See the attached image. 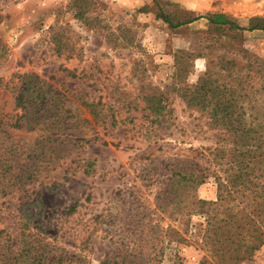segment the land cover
<instances>
[{
    "label": "rangeland",
    "instance_id": "rangeland-1",
    "mask_svg": "<svg viewBox=\"0 0 264 264\" xmlns=\"http://www.w3.org/2000/svg\"><path fill=\"white\" fill-rule=\"evenodd\" d=\"M23 3L0 0V264H29L21 252L31 240L30 257L53 264H223L203 245L206 217L195 212V200H215V178L181 205L169 190L185 165L222 175L209 151L223 137L181 90L217 58L237 57L236 41L205 19L176 24L224 14L247 26L264 19V0ZM241 36L263 61L264 31ZM24 74L55 93L34 129L17 115ZM154 92L170 109L163 120L144 109ZM83 102L99 103L98 115ZM246 262L264 264V245Z\"/></svg>",
    "mask_w": 264,
    "mask_h": 264
},
{
    "label": "trees",
    "instance_id": "trees-1",
    "mask_svg": "<svg viewBox=\"0 0 264 264\" xmlns=\"http://www.w3.org/2000/svg\"><path fill=\"white\" fill-rule=\"evenodd\" d=\"M158 17L173 26L163 11ZM198 19L207 20L210 31L232 32L231 37L236 41L233 50L237 57L217 58L218 66L206 65L197 82L181 90V98L194 105L195 110L208 119L209 126L217 129L218 137H223L220 140L225 143L209 151L211 162L218 166L222 175H215L213 171L190 170L186 165L179 167L172 171L169 194L174 196L172 201L181 205L184 199L194 197L192 194L208 177H214L215 200H195V212L206 217L208 226L203 245L209 244L212 256L216 260L221 258L223 264H241L251 261L264 245V60L244 48L241 32L264 31V19L251 20L247 26H241L224 14H208L196 16L187 22L179 21L176 27ZM186 74L185 70H177L176 78H184ZM19 77L24 84L21 91L16 90L17 107L22 111L17 115L27 128L34 129L36 125L43 124L44 119L48 120L43 114L49 103L54 101L55 93L52 94L53 90L38 77L30 74ZM252 80L261 82L257 90L253 89L255 85H247L248 89L244 87V82ZM155 93L144 97L147 103L144 109L149 115L155 118L161 116L163 120L170 109L160 103L162 95L155 97ZM256 95H262L263 103L253 102L252 98ZM244 99L247 100L246 106ZM82 104L89 108L91 116L98 115L96 108L99 103ZM60 115L56 117L61 118ZM55 121V125H64L62 120L56 118ZM59 143L64 145L66 142L62 139ZM24 242L27 249L21 252L24 254L21 256L23 262L53 264L54 260L48 263L47 258L42 256L30 257L29 252L34 251L32 246L37 242Z\"/></svg>",
    "mask_w": 264,
    "mask_h": 264
},
{
    "label": "crops",
    "instance_id": "crops-1",
    "mask_svg": "<svg viewBox=\"0 0 264 264\" xmlns=\"http://www.w3.org/2000/svg\"><path fill=\"white\" fill-rule=\"evenodd\" d=\"M119 4H124V5H128L132 3V0H113ZM25 2L31 3V4H36V6L40 9V10H52L54 11V7L53 4L55 3V0H24L23 4H26ZM22 4V5H23ZM49 6V7H46ZM47 8V9H43V8ZM250 262H246L244 264H249Z\"/></svg>",
    "mask_w": 264,
    "mask_h": 264
}]
</instances>
